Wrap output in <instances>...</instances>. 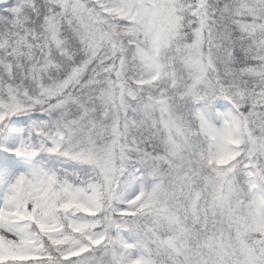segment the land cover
<instances>
[{
    "label": "snow or ice",
    "instance_id": "1",
    "mask_svg": "<svg viewBox=\"0 0 264 264\" xmlns=\"http://www.w3.org/2000/svg\"><path fill=\"white\" fill-rule=\"evenodd\" d=\"M0 264H264V0H0Z\"/></svg>",
    "mask_w": 264,
    "mask_h": 264
}]
</instances>
